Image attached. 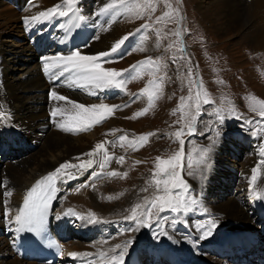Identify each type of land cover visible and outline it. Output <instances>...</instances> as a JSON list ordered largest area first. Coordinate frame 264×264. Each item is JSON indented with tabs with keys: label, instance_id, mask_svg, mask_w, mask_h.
<instances>
[{
	"label": "bare ground",
	"instance_id": "obj_1",
	"mask_svg": "<svg viewBox=\"0 0 264 264\" xmlns=\"http://www.w3.org/2000/svg\"><path fill=\"white\" fill-rule=\"evenodd\" d=\"M80 1L83 3V0ZM106 2L107 0H99L97 8L102 7ZM60 3H63V0H35L34 7L25 10L22 15L25 17H31L40 11L50 9ZM86 3L88 5V2ZM194 4L196 5L198 13L202 18L199 19V21H204L208 28L211 29L210 31H212L216 37L219 36L218 39H230L237 37L242 46H245V42L249 44L248 46H245V50L241 49V55H239L242 58H249L248 63L243 67L246 68L243 72H241V77H246L248 72H252L257 76V79H255L257 84L264 86V65L258 63V60H261L260 58H264V0H195ZM3 6V3L0 2V75L2 78L0 80V110H3L4 108L6 111H9L13 118L12 122L14 123L15 128H19L27 132L29 136L32 139H36L38 143L33 150H27L23 152L24 154L18 155V158L15 161L7 162L11 164L6 163L7 165L2 171L3 178L0 181V227L8 224L9 217L5 215V213L11 212L12 214V209L19 202L25 187H27L37 176L46 171L54 172L61 164L66 162L73 164L79 163L77 157H80L82 160L89 159V157L85 155L86 153L91 152L97 143L111 141L109 139L116 134H119L120 136L127 135V137L129 135L126 134V129L123 130L124 123L121 121L120 116L124 115L123 113L126 111L121 109V111H115L113 115L104 120L97 127H92L89 131L80 132L79 134H76L75 137L52 131L49 128L42 130V127L45 125L42 121L44 118L43 110L45 97L43 95V91L45 89V85L38 74L37 65L34 62V56L28 53L29 49L25 46L24 37L20 33L22 30L19 29V22H21L18 17L19 15L11 6L7 5L12 9ZM86 11L90 12V9H87ZM93 12H98V10L93 9ZM210 15L213 17H210ZM121 18H117L116 21L110 25L108 30L101 29L87 49L85 47V49L78 48V50L83 55H96L101 52L108 51L121 37L131 33V30L134 27L132 22H127V19L121 20ZM23 23L25 24L24 19ZM103 24H105V22H103ZM31 33L32 32L30 31L29 34L27 33L25 35V37L29 39V35ZM11 34H13V36H11ZM127 41L130 42V37L116 53H123L126 50V48L123 47L127 44ZM131 47L133 48L134 45ZM136 49L137 48L132 49L134 52L133 54H130L129 59L139 58L136 57ZM143 49L144 50L140 52L141 57L143 56V53L148 52L147 47H143ZM222 51L223 49H220L218 52H215L219 53L217 58L223 60L217 66L219 70H221V66L223 64L227 61H231V56H224L221 53ZM9 53H11L10 58L8 56ZM215 53L209 54V56H215ZM8 61L10 65L6 67ZM235 65V63L231 62L228 66L231 73L243 70L239 67H235ZM103 67L105 66L103 65ZM12 72L24 73L25 77L18 79V77L16 78V75ZM16 79H18V81ZM252 89L255 90V88ZM109 90L110 89L104 91L96 90V92L101 95L103 92L108 93ZM243 93L242 97L248 98L249 92L244 91ZM83 94L88 96V98H84L78 94L60 95H63L74 102L82 103L85 106L99 103H105L108 105L120 104L119 101H106L108 97L103 101H93L90 99L93 95L88 94L86 91H84ZM53 105L54 107L67 106L65 101H54ZM37 111H40L41 114L34 113ZM38 128H40L41 131L40 135L37 134L39 132ZM113 132L114 134H112ZM129 136L133 137V135ZM5 137L4 133L0 131V142L5 143V140L1 141V139ZM241 137L243 139H247L246 144L244 145V153L246 152V154L251 155V151L246 149V147L249 146L250 134L247 135L244 133L241 134ZM218 141L219 142L216 143L213 148L211 147L210 151L208 164L210 167L212 166V168L209 169L208 167V170L204 172L203 177L201 178L200 174H195L191 177V180H195L197 182V184H193V186H196L193 188L197 192L199 200L197 205L198 210L195 211V213L199 214V216L196 219L193 218L191 228L196 229L197 231L196 226L198 224L208 219H213L217 221V227L213 230L214 235L228 231L231 234V240L235 241L237 239L241 240L245 238L249 241L247 245L255 247L256 252L264 253V220H262L258 214L252 213L250 210L251 208L255 209L256 199H254L252 194L248 193L246 188H244L248 187L247 177L250 176L251 178L255 164L259 161V156L250 157L247 159V163H242V165L240 164L239 166L240 168H236L230 159V145L227 137H222ZM113 145V141L107 144V146ZM205 146H208V144ZM120 147L119 142H117L109 149V151L114 157H119L122 155L120 152L122 149ZM115 151H118L117 155L114 153ZM235 156H239V153H236ZM240 162L239 158V163ZM4 165L5 163L0 161V170ZM120 165L121 164H118L116 160L113 159L105 170L107 172L113 170L118 171ZM95 166L97 167V165H94L83 172L74 170L78 171L77 177L79 178V182L77 187L71 192L69 190V194L64 197L59 209L58 206L54 209L55 216L60 214L64 216V219H74V217L77 218L76 215L64 214L71 208L76 214L84 216H87L90 212L95 213L96 218L100 221L97 222L96 225H103L112 219L121 222L123 218L116 215L117 210L116 213L109 210H107V212L105 211L106 207L110 208V203L112 202H104L103 199L106 196L104 189H101L102 196L100 197L99 195L100 201H98L99 199L96 201L97 197H93L90 194L91 190L102 185L106 182V180H108L107 178H96V175H94V173L97 172ZM234 168H236L239 171V174L243 175L244 178H242V181L240 180L238 188V179L236 176L234 182L232 183L233 185L236 182V185L233 186L234 189L231 196H222V199H219V194L222 190L219 189L218 185L225 184V181L231 179L228 173H231V170ZM262 173L264 174V169ZM105 175L106 174H103L101 176ZM86 179L87 181L84 182ZM203 179H207L208 183H205ZM203 182L207 185V187L203 185ZM63 185L64 183H62V186ZM85 185H87V187H85ZM77 189H79V191H77ZM8 191L12 193L11 197L6 196ZM212 192L214 193V196ZM128 195L129 192H127L125 197L128 198ZM199 196H204V198ZM113 211L115 210L113 209ZM78 220L89 223L87 219ZM233 223H246V226L236 225L238 227H235ZM76 227L77 228L74 229L76 232H87L89 230L88 228L81 229V225H77ZM10 229H12V227ZM259 229H261V231H259ZM2 232L3 233L0 236V256L2 254L4 257L2 259L0 258V264H35L33 262L18 260L12 256L11 251L6 247L4 238V236L7 237L8 233L11 231H5L2 229ZM233 232L239 233L243 238H234L232 236ZM134 239H136V237ZM158 239L162 241L161 237ZM138 240H134L129 246L128 253L124 259V264H141L143 255L139 253V247L141 245ZM113 242L114 240L111 239L106 243H95L90 246H84L82 241L77 240L75 243L67 244V246L66 243H64L62 250L66 251L65 259L72 263H74L73 259L75 257L70 254L78 253L81 255L76 257H83L85 259V264H90V262H92V264H105L104 261H101L98 258V254L101 251L108 253L109 255L114 254L109 253V249L114 248L112 245ZM2 248L6 249L4 253H1ZM154 248L159 254L152 256L147 251L145 253V255L150 256L153 264H164V261H166L167 264H179L176 259L177 257H182L186 260V264H191L188 261V253L185 248H178V246L174 245L172 247V257L166 259L164 258V251L159 250L156 245ZM9 256H12V259H9ZM195 262L198 264H231L207 255L197 259ZM251 262L253 263L252 260Z\"/></svg>",
	"mask_w": 264,
	"mask_h": 264
},
{
	"label": "rangeland",
	"instance_id": "obj_2",
	"mask_svg": "<svg viewBox=\"0 0 264 264\" xmlns=\"http://www.w3.org/2000/svg\"><path fill=\"white\" fill-rule=\"evenodd\" d=\"M194 1L195 0H180L179 6V0H169L173 8L179 9V17H181V19H179V23L173 22L171 20H166L161 23H155L153 28L151 29L145 28L146 32L144 36H142V44L140 43L139 46L134 45V47L132 48L130 46H127L129 44V41H127V44L123 47L126 49L130 48V50L137 48L136 57L139 58L129 59L130 54H133L134 52L132 50L131 53L126 56V58L123 57L121 59L114 60L110 65H107V68L110 69H115L118 71L126 70L128 66L130 67L132 65H136L142 59L145 60L146 58H152L154 61L159 60L163 63V65H165V67L161 68L159 72H154L146 66H143L144 72H147L142 74L139 78L131 80L126 86V95L124 96V98H128V96L133 93L142 92L143 89L148 87V84L146 83L147 80L155 78L159 79V77L163 76L164 79L162 82V93L159 94V98L155 99V101L152 102L153 106L149 108V102H147L146 100L134 99L130 100V102L126 104L127 107L121 109L126 111L125 113H123L124 115L120 116L121 121H123L124 123L123 130L126 129V134L133 135V137H139L148 133H154V135L149 136L148 142L144 144L141 149L139 148V150L136 151L128 150L129 148H133L129 146L128 141H125L126 143L124 142V146L120 147L122 149L120 150V152L123 156H125L124 162L119 166L118 169V172L121 173V175L116 176V178L113 177L114 180L112 178H107L110 181L106 180L105 183L98 187H95L93 190H91L90 193L93 197H97V201L99 199V195L100 197L102 196L101 189H104V192L106 193V196L103 199L104 202H112L110 203V208L106 207L105 211L107 212V210H109L116 213L117 210L116 215L121 216L124 220V222L120 226L113 225L114 227H112V230L114 232L117 231L120 234L128 231L129 233L127 234V239L130 238V240L133 241H136V239L138 240V235H140L142 241H146L149 232L158 225L156 222H153L151 227H141L138 231H133L132 229H135L136 227L135 222L125 219V217L131 214V209L136 204H143L145 198L151 199L154 195L157 194L156 186L150 183V181H152L153 179V172L155 171L154 165L156 158L161 157L166 159L173 155L180 148L179 141L175 138L174 135L171 134L175 133L178 130H181L184 123V121H181L182 113L180 111H176L175 114H173L174 110L178 108V105L181 102V97H188L190 88L192 89V95L194 97L196 92L194 84H198L200 78V82H202L203 84V89L207 91L210 99L214 101V103L202 105L201 114L198 116L195 123V133L189 135L184 131L185 134L181 137L185 141V159L183 161L184 167L181 169V175L190 184L192 193L195 196H197V192L194 190L193 187L196 186H193V184H197V182L195 180H191V177L193 176L188 174L189 171H192L187 168V160L189 155H191L193 163L195 165L196 159L199 155L198 151H196L197 149L208 147L210 145L213 148L214 145L219 142L218 140H220L222 137H227L230 145V159L234 163V166H236V168H240V164L242 165V163H247V159L249 158L242 159L241 157L244 155V145L246 144L247 139H243L242 137H240L239 147H241V149H239L235 145V142L233 141L231 135H233V130L238 128L239 124L241 123L239 120H242L241 118L243 116H247L249 119H254L255 117L259 118V116L257 115V113H254L250 110L249 100L247 98H243L242 94H244V91H247L249 92L248 97L255 96L260 100H264V86L257 84V82L255 81V79H257V76L252 72H248V74H246V77H241V72H243L246 68L243 67L248 63L249 58H242L239 55H241V49L245 50V46H248L249 44L245 42V46H242L237 37L230 39H218L219 36L216 37L215 34L210 31L211 29L208 28L207 24L204 23V21H199V19L202 18L198 13V9L194 4ZM86 2H88V5ZM174 2H176V6ZM97 4L99 5V0H83V3L82 1L77 0L76 8H80V12L85 13V17H83L86 18L87 22H89L88 19H90L91 25L89 26L87 25V23L86 25L90 30L93 31L94 29V33L90 36V41L87 43V45L84 44L86 42L85 40L83 42L81 40H76L74 48H67L71 49V52L78 50V48L83 49L82 47H84V49L86 47L87 49V47H89V45L93 42V39L97 36V33L101 31L102 27L106 26L105 24L109 19L105 22V24H103V22L101 23L100 19L107 18L108 16L103 15L100 16V18L97 15V12H93V9L99 10V8H97ZM3 5L8 7L5 4ZM8 8L12 9L11 7ZM87 9H90V12L86 11ZM168 10L169 9L166 8L163 0H160L154 13H151L150 15H144L141 18H135V16L129 14L126 18L122 16L121 20L127 19V22H132L134 27L131 31H133L139 25L153 24L157 17L161 16L165 11ZM80 12L76 11L74 14H70V16L68 17V20L69 22H71L72 27L79 24V20H75L74 17L77 15L81 16ZM210 17L213 16L210 15ZM155 29L161 30V36H157ZM176 31L181 32V36L179 37V39H177V37L173 34ZM64 35L69 36L70 34L66 32ZM11 36H13V34H11ZM72 38L73 36L71 37V39ZM62 41L63 40H61V42ZM170 44L173 45L172 48H169ZM181 44L186 51L184 56L180 51ZM143 47H147L148 52L143 53V56L141 57L140 49ZM220 49H223L221 53L224 56H231V61H227L225 64H223L221 66V70H219L217 66L223 60L217 58V55L219 53H215ZM214 53L215 56H209V54ZM10 54L11 53L8 54L9 58L11 57ZM260 59L261 60H258V63L264 65V58ZM132 62L134 63L130 64ZM231 62L236 64L235 67H239L243 70L231 73L228 67ZM9 65L10 63L8 61L6 67ZM189 69H191V77H189ZM13 74H15L16 78L18 77V79L21 77H25L24 73L14 72ZM123 74H127V72L124 71ZM130 75H132V73H130ZM1 79L2 78H0V80ZM18 79L16 80L18 81ZM218 81H222V83H219ZM252 88H255V90ZM119 94L122 95V93ZM111 101H119L120 103H122L124 102V99L119 100L115 98ZM189 103H191V101H189ZM231 106H234L235 113H232L230 111ZM145 108H148V111L144 115L139 116L138 118H132L134 117L135 113L142 111ZM34 113L41 114L40 111ZM218 115H222L224 119L221 121L220 119H218ZM178 121L180 122L178 123ZM217 131L220 132V136L217 139V142L215 144H212V139L215 138V133ZM241 134H244V132H242ZM262 134L264 137V132H262ZM129 135L128 138L129 140H131L133 137ZM116 136H118L119 138V134H117ZM207 144L208 146H205ZM114 153L117 155L118 151H115ZM236 153H239V156H235ZM209 157L210 153L208 156V162ZM17 158L18 156L12 158V161L10 162L15 161ZM239 158L241 161L240 163ZM135 161H141V163H134ZM2 162L5 163V165L0 170V181L3 178L2 171L4 167L7 164H11L5 161ZM211 168L212 166H209V169ZM236 168L232 169L231 173H228V175L231 177L230 180L225 181V184L218 185L219 189H221L223 192L219 194V199H222V196H231L234 189L233 186L236 185V182L232 185L236 176L238 179L239 188V182L240 180L242 181V178L244 177L243 175L239 174V171ZM235 170H237L238 172ZM123 173H127V176L124 177L122 175ZM249 181L250 176L247 177V183H249ZM262 181L263 177L260 173L258 175L256 183L258 184L259 182L260 184ZM203 185H205L204 182ZM205 187H207V185H205ZM144 189L147 190L144 191ZM127 192H129L128 198L125 197ZM109 197H111V199H109ZM98 201H100V199ZM198 203L199 200L196 203V210H198ZM188 208H192V205L190 203ZM113 209L115 211H113ZM253 209L254 208L250 209L252 213H254ZM191 214L195 215L194 212H192ZM160 217L162 219L160 220L159 224H163L164 226H166V224H168V220L163 217L162 213H160ZM123 220H121V222ZM233 225H235V227H238L236 225L246 226V223H233ZM259 231H261V229H259ZM2 233V229H0V236L2 235ZM134 236L136 237V239H134ZM138 242L141 245H139L140 250L144 245L140 242V239L138 240ZM154 247L155 245H153L152 248L147 251L152 256H154L155 254H159ZM5 250V248H2L1 253H4ZM3 257L4 255L2 256L1 254L0 258L2 259ZM9 259H12V256H9Z\"/></svg>",
	"mask_w": 264,
	"mask_h": 264
},
{
	"label": "snow or ice",
	"instance_id": "obj_3",
	"mask_svg": "<svg viewBox=\"0 0 264 264\" xmlns=\"http://www.w3.org/2000/svg\"><path fill=\"white\" fill-rule=\"evenodd\" d=\"M160 0H107L102 7L99 8L97 15L108 16L109 20L106 22V26L102 27V30H108L111 23H114L117 18L122 15H133L135 18H141L144 15H150L156 11L157 4ZM168 11H165L161 16L157 17L153 24H145L141 26L140 31L144 28L151 29L155 23H161L166 20H171L173 22L179 23V9L173 8L169 0H163ZM77 0H63L62 4L56 5L50 9L40 11L36 15L31 17H25L24 22L26 25L31 27L37 23H43L49 21L57 16L59 17H69L70 14L76 12L75 5ZM75 20H82V16H75ZM61 28H65L64 24L60 25ZM157 36H161V30L155 29ZM176 37L181 36L180 31L173 33ZM128 35L121 37L117 42H115L112 47L105 52H101L96 55H83L79 50L73 51L68 55H59L54 57L43 58V67L50 76L51 79H59L60 77L68 74V86L78 87L84 89L90 95H96V90H108V89H119L126 90L127 84L133 80L139 78L144 71V67L153 70L154 72H159L161 68L165 67L163 63L159 60H153L152 58H146L144 61L138 62L136 65L130 66L128 70H115L106 69L103 67L101 61L102 57L111 56L113 53L118 52L121 47L125 44L128 39ZM173 45L170 44L169 48ZM141 51L144 49L141 48ZM180 51L183 52L184 48L181 44ZM183 58V57H182ZM108 62V61H104ZM56 69L58 71H52ZM129 71L132 73L128 78L123 77V72ZM189 77H191V69H189ZM164 77H159L158 80L153 79L149 81V86L142 90V93H146L149 101L148 107L153 106L154 99L159 98V94L162 93V82ZM222 83V81H218ZM191 83V81H190ZM154 86V91H150L149 88ZM196 92L195 96L192 95V89H189L188 97H181V102L178 108L174 110L180 111L181 121H184L181 130L172 133L175 138L179 141L180 148L173 155L168 158L157 157L155 161V171L153 172V179L150 181L154 184L157 189V194L151 199L145 198L143 204H136L131 209V214L126 216L125 219L132 220L135 222V229L133 231H138L141 227H151L153 222L159 224L160 213L165 211H170L172 213H180L182 211H187L189 203L191 201L188 196L189 184L182 177L181 171L184 167L183 161L185 159L184 143L185 141L181 138L184 135V129L187 130V134L191 135L195 133V123L198 116L201 114L202 105L214 103L209 97L206 90L203 89L202 82L195 85ZM51 99L54 101H65L67 106H56L51 109L50 115L57 126L65 132H70L72 134H79L80 132H85L91 130L97 124L102 123L104 120L109 118L114 112L122 107H127V105H108L105 103L92 104L85 106L82 103L74 102L67 97L60 95L54 89L51 91ZM250 110L260 117V123L258 124L256 130L253 131V135L259 132H264V100H260L255 96H249ZM191 101V103H189ZM70 106V107H69ZM194 109V111H193ZM148 111V108L143 109L134 114L132 118H138L144 115ZM230 111L235 113L234 106L230 107ZM61 117L62 120L58 121L56 118ZM9 118V113L0 110V120H6ZM239 118V117H237ZM218 119L221 121L224 119L222 115H218ZM180 121H178L179 123ZM245 123H253V121L248 120ZM115 131V130H114ZM114 134V132L112 133ZM154 135V133H148L141 135L139 137H133L131 140L127 135H122L119 137V144L121 147L124 146V142L128 141L130 147L134 151L139 150L144 144L148 142L149 136ZM220 136V132L215 133V138L212 139V144L217 142ZM111 143V141H104L97 143L95 148L85 155L89 157L87 160H82L77 157L79 163L73 164L66 162L61 164L53 173L48 174L41 180L37 181L36 184L26 193L23 201V207L20 208L14 216L11 212H6L5 215L9 217V223L17 225V232H28L33 233L37 236H46V225L48 222V216L51 211V206L53 201L57 198V194L61 191L58 187L60 183H66L69 180L77 178V171H86L88 168L97 165L100 169L99 172H95L94 175L100 176L104 174V169L110 164V162L115 159L118 164H122L125 160V156L121 155L119 157H114L110 155L105 147L106 144ZM199 155L196 159L195 165L193 163L191 155H189L187 160V168L192 170L189 171V175L200 174L203 177L204 172H206L209 167L208 164V154L211 151V145L208 147H203L197 149ZM260 154L264 157V145L260 147ZM99 158V159H94ZM134 163H141V161H135ZM261 165H264V160L261 161ZM260 174L259 168L253 169V174L250 178L251 194L254 199H264V188H259L256 186V181L258 175ZM121 173L118 171H110L107 173L108 177L120 176ZM124 177L127 173L122 174ZM87 187V185H85ZM94 187V185H93ZM147 189H144L146 191ZM79 191V189H77ZM12 193L8 191L6 193L7 197H11ZM111 199V197H109ZM139 210V211H138ZM155 210V211H154ZM65 215H76L78 219H87L89 223L100 222L96 218L95 213H89L87 216L76 214L73 209H68ZM56 219H61V215L57 214ZM175 223V221H173ZM197 231L200 232L199 239L205 240L213 234V230L217 227V221L213 219H208L198 224ZM168 236V233L163 230L161 226L160 231L155 233V237ZM171 238V237H169ZM133 242L131 240L125 242L123 245H116L114 248L109 249V253H114L109 255L103 251L99 252L98 258L104 261L105 264H124V259L128 253L129 246ZM61 246L58 244L49 243V247ZM119 250V251H117ZM73 257H76L78 253H71ZM91 255V254H84ZM92 264V262H90Z\"/></svg>",
	"mask_w": 264,
	"mask_h": 264
}]
</instances>
